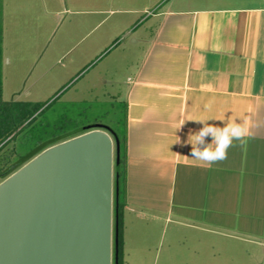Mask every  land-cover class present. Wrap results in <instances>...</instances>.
Segmentation results:
<instances>
[{
  "label": "crops",
  "instance_id": "1",
  "mask_svg": "<svg viewBox=\"0 0 264 264\" xmlns=\"http://www.w3.org/2000/svg\"><path fill=\"white\" fill-rule=\"evenodd\" d=\"M151 7L123 24L134 28L131 45L103 68L126 104L121 249L134 233L150 242L163 230L166 264H246L264 247V0H157ZM198 119L246 121V145L199 166L188 158L190 144L175 143L203 126L191 121Z\"/></svg>",
  "mask_w": 264,
  "mask_h": 264
},
{
  "label": "rangeland",
  "instance_id": "2",
  "mask_svg": "<svg viewBox=\"0 0 264 264\" xmlns=\"http://www.w3.org/2000/svg\"><path fill=\"white\" fill-rule=\"evenodd\" d=\"M5 1L2 99L43 102L44 107H48L32 127L2 147L0 167L8 159L13 165L19 156L30 152L46 122L51 131L55 125L63 123L67 129H74L73 126L93 124L95 120L112 126L119 122L117 128L123 132L124 101L117 98L115 84H109L110 78L103 71L104 64L124 46L131 45L133 34L130 32L134 28L123 29V24L136 22L152 13L151 6L157 0ZM204 1L224 5L248 0ZM133 7L140 10L147 7L148 12L134 14L124 11ZM109 51H112L110 56H106ZM164 236L162 230L160 236H152L148 242L143 235L138 240L137 233H134L128 240L129 246L122 250V264H166L168 241ZM194 254L189 251V259H194ZM251 255L246 264H264V247L253 249Z\"/></svg>",
  "mask_w": 264,
  "mask_h": 264
},
{
  "label": "water",
  "instance_id": "3",
  "mask_svg": "<svg viewBox=\"0 0 264 264\" xmlns=\"http://www.w3.org/2000/svg\"><path fill=\"white\" fill-rule=\"evenodd\" d=\"M90 127L0 173V264H119V138Z\"/></svg>",
  "mask_w": 264,
  "mask_h": 264
},
{
  "label": "trees",
  "instance_id": "4",
  "mask_svg": "<svg viewBox=\"0 0 264 264\" xmlns=\"http://www.w3.org/2000/svg\"><path fill=\"white\" fill-rule=\"evenodd\" d=\"M1 12V9H0ZM1 15V13H0ZM2 40H3V29L0 18V150L3 146L6 145L8 141L13 140L16 136L25 130L26 128L32 127L37 117L42 114L46 108L44 107L43 102H29V101H4L2 99V64H3V54H2ZM125 108V118H124V129L123 132L117 127L109 124H103L99 120H95L93 124L83 125V126H73L74 129H67V126L63 123L62 125H55L54 130L51 131L50 124L46 122L43 129V133L38 135L33 144L31 145L30 152L25 155L19 156L17 161L25 158L22 166L25 162L36 156L38 153L43 151L45 148L60 143L62 141L71 139L83 133H86L93 129H98L99 127H90L91 125H106L110 127L119 138V151L114 140V168L116 161H119V174H120V183L124 182V166H125V156H126V104L124 103ZM44 107V108H43ZM30 146V145H29ZM13 152V150H12ZM16 161V162H17ZM11 159H8L6 164L0 167V173L6 171L11 165ZM15 162V163H16ZM8 166V167H7ZM115 170V169H114ZM122 190H120L121 192ZM121 208V203H120ZM120 210V209H119ZM121 211V210H120ZM121 213V212H119ZM121 218L119 220V264H122V249H121Z\"/></svg>",
  "mask_w": 264,
  "mask_h": 264
},
{
  "label": "clouds",
  "instance_id": "5",
  "mask_svg": "<svg viewBox=\"0 0 264 264\" xmlns=\"http://www.w3.org/2000/svg\"><path fill=\"white\" fill-rule=\"evenodd\" d=\"M211 119L191 120L202 124L203 126L195 132H189L188 139L181 141L178 136L175 143L191 145L190 157L199 163L201 167H211L214 164L225 161L228 158L229 149L236 146L243 147L249 137V126L244 123L231 120L224 122L223 126L210 124ZM186 121V120H185ZM179 124L177 130L185 123ZM211 137V142L207 138Z\"/></svg>",
  "mask_w": 264,
  "mask_h": 264
},
{
  "label": "flooded vegetation",
  "instance_id": "6",
  "mask_svg": "<svg viewBox=\"0 0 264 264\" xmlns=\"http://www.w3.org/2000/svg\"><path fill=\"white\" fill-rule=\"evenodd\" d=\"M5 178H3V180H4ZM1 183V182H0Z\"/></svg>",
  "mask_w": 264,
  "mask_h": 264
}]
</instances>
